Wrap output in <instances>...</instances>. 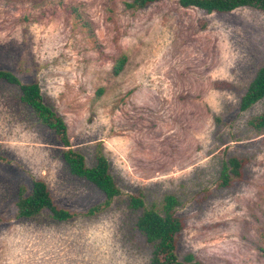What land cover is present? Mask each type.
I'll return each mask as SVG.
<instances>
[{
    "label": "rangeland",
    "instance_id": "rangeland-1",
    "mask_svg": "<svg viewBox=\"0 0 264 264\" xmlns=\"http://www.w3.org/2000/svg\"><path fill=\"white\" fill-rule=\"evenodd\" d=\"M129 1L0 0V69L39 82L73 147L89 166L102 148L123 192L85 215L104 194L70 173L19 89L0 84V264H151L141 211L129 207L139 193L157 210L167 195L180 201L181 259L264 264V131L250 126L264 100L240 110L264 65V14H207L178 0L131 10ZM234 156L247 158L244 180L217 189ZM35 179L77 218H18L19 189Z\"/></svg>",
    "mask_w": 264,
    "mask_h": 264
},
{
    "label": "trees",
    "instance_id": "trees-1",
    "mask_svg": "<svg viewBox=\"0 0 264 264\" xmlns=\"http://www.w3.org/2000/svg\"><path fill=\"white\" fill-rule=\"evenodd\" d=\"M165 0H130L128 9L143 10ZM182 8H195L207 14H228L238 9L251 8L264 14V0H178ZM127 58L121 57L114 74L119 75L126 65ZM8 84L19 89L20 102L30 108L39 123L53 132L63 148V159L73 176L84 179L100 190L105 201L88 210L85 215L96 216L111 208L114 201L123 195L111 172L108 158L99 148L93 166L87 164L86 157L73 147L69 128L58 112L45 102L39 82L23 83L12 71L0 69V84ZM264 100V65L259 68L240 102V110L245 112ZM250 126L264 131V114L253 118ZM5 159L0 156V161ZM247 158L234 156L224 162L217 189L232 188L244 180ZM180 201L175 195L165 196L162 209L148 208L142 194L130 196L129 207L141 211L136 227L147 243L152 246L151 264H203L193 254L181 259L178 254L179 238L185 229V221L178 215ZM17 217L33 219L43 213L50 214L57 222H70L77 214L59 207L47 183L40 179L32 182L31 188L22 186L16 201ZM0 223L2 221L0 220Z\"/></svg>",
    "mask_w": 264,
    "mask_h": 264
}]
</instances>
